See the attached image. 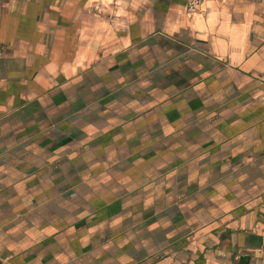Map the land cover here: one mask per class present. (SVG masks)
<instances>
[{
	"label": "crops",
	"instance_id": "crops-1",
	"mask_svg": "<svg viewBox=\"0 0 264 264\" xmlns=\"http://www.w3.org/2000/svg\"><path fill=\"white\" fill-rule=\"evenodd\" d=\"M0 0V264H264V0Z\"/></svg>",
	"mask_w": 264,
	"mask_h": 264
},
{
	"label": "rangeland",
	"instance_id": "rangeland-1",
	"mask_svg": "<svg viewBox=\"0 0 264 264\" xmlns=\"http://www.w3.org/2000/svg\"><path fill=\"white\" fill-rule=\"evenodd\" d=\"M196 3L194 8H192L191 4ZM90 9L97 15L99 16H109V12L106 6V3L102 0L100 1H95ZM187 13L189 16H195L197 14L200 15H206L208 10L204 5V0H189L187 4Z\"/></svg>",
	"mask_w": 264,
	"mask_h": 264
},
{
	"label": "built area",
	"instance_id": "built-area-1",
	"mask_svg": "<svg viewBox=\"0 0 264 264\" xmlns=\"http://www.w3.org/2000/svg\"><path fill=\"white\" fill-rule=\"evenodd\" d=\"M196 5V3L194 2L193 4H191L192 8H194V6Z\"/></svg>",
	"mask_w": 264,
	"mask_h": 264
}]
</instances>
